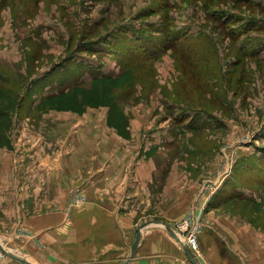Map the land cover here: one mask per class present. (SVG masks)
Here are the masks:
<instances>
[{
    "label": "rangeland",
    "instance_id": "1",
    "mask_svg": "<svg viewBox=\"0 0 264 264\" xmlns=\"http://www.w3.org/2000/svg\"><path fill=\"white\" fill-rule=\"evenodd\" d=\"M0 113L6 250L61 264L37 233L79 209L96 257L70 264L123 263L99 256L121 244L110 220L168 222L200 264H264V0H0Z\"/></svg>",
    "mask_w": 264,
    "mask_h": 264
},
{
    "label": "crops",
    "instance_id": "2",
    "mask_svg": "<svg viewBox=\"0 0 264 264\" xmlns=\"http://www.w3.org/2000/svg\"><path fill=\"white\" fill-rule=\"evenodd\" d=\"M95 174L93 176V180L97 177ZM56 185L59 186V182H56ZM75 223H73L74 227L77 226V229H67V232H61V225L54 227H46L45 229H41L37 236L41 237L43 240H46L48 244H51V250H44V257L46 259H50L52 255L56 257L59 261V258L63 256L65 261H59L61 264H70L71 261H75L77 263H81L82 260L89 258L91 261L92 257H96L94 239H81V225H85L87 223L92 224V221H95L91 216L87 218V215H83V211L76 209L73 211ZM107 215V213H105ZM109 216V215H108ZM106 216V218H108ZM89 221V222H87ZM152 221V220H151ZM154 221V220H153ZM150 222V221H148ZM166 223L170 226L172 224L164 221H158ZM109 225H114V227L118 228V235L122 236V240L120 241V246L110 245V247H106L104 252L100 253L99 256H102V259H108L114 257L115 251L124 250L126 255H128V251L135 239L136 230L133 235L127 234L123 227L115 220H110ZM76 228V227H75ZM69 230V231H68ZM61 232V233H60ZM70 233V234H69ZM131 236V238H130ZM124 239V241H123ZM49 241V242H48ZM118 241V242H119ZM51 252V253H50ZM83 252V254H82ZM60 255V257H58ZM219 257L221 254H218ZM66 256L71 257L67 258ZM224 256V254H223ZM222 256V257H223ZM45 259V258H44ZM222 259V258H221ZM69 261V262H68ZM132 264H190L188 263L184 252L180 245L172 239V237L168 234V232L159 225L151 224L142 231V238L136 252V255L132 261Z\"/></svg>",
    "mask_w": 264,
    "mask_h": 264
},
{
    "label": "water",
    "instance_id": "3",
    "mask_svg": "<svg viewBox=\"0 0 264 264\" xmlns=\"http://www.w3.org/2000/svg\"><path fill=\"white\" fill-rule=\"evenodd\" d=\"M151 224H155V225H159L162 228H164L168 234L172 237V239H174V241L176 243H178V245H180V247L182 248L185 257L187 258V260L189 261L190 264H200L197 259L195 258L194 254L191 252V250L188 248V246L183 243L178 235L176 234V232L172 229V227L166 223L163 222H158V221H150V222H145L143 224H141L140 226L137 227L136 230V235H135V239L130 247L129 250V254L127 255V257L124 259L122 264H130L131 261L134 259L136 252L138 250L141 238H142V231L143 229H145L146 227H148ZM0 252L6 256L7 258H9L12 261H15L19 264H33L30 261H28L26 258L21 257L16 255L15 253H12L9 250H6L3 245L0 243Z\"/></svg>",
    "mask_w": 264,
    "mask_h": 264
},
{
    "label": "trees",
    "instance_id": "4",
    "mask_svg": "<svg viewBox=\"0 0 264 264\" xmlns=\"http://www.w3.org/2000/svg\"><path fill=\"white\" fill-rule=\"evenodd\" d=\"M170 37H173L174 39H173V41L176 39V41H178V43L179 42H181L182 41V39L186 42V38H182V37H175V34L174 33H170V35H169ZM167 39V38H166ZM169 43V41H167V40H165L164 41V43L163 44H161L157 49L158 50H161V52L163 51H165V49H166V46H168L167 44ZM171 43V42H170ZM172 44L173 43H171L168 47L169 48H171V49H173V48H175V46H172ZM169 48H167V49H169ZM200 54V53H199ZM199 54H195L196 56H194V55H190L191 57H189L190 58V60H193L194 58H198V59H204V57L205 56H203V55H199ZM199 56H202V57H199ZM143 58H145V57H143L142 56V58H140V59H142L143 60ZM149 59V58H148ZM147 58H145V61H147L148 60ZM124 74L125 73H121V74H119L117 77H109V76H105V75H97V74H95V75H93L92 77H91V79L89 80V82L91 83V84H95V83H98L99 85H103V84H105V85H107V84H109V83H114V82H117V81H120V80H122L123 78H124V80H125V78L126 77H124ZM77 88H79V85H77V84H75L72 88H69L67 91H60V92H58V93H55V94H50V95H47V96H45L44 98H42V101H49V100H53V99H57V100H59V99H62V98H65L68 94H70V93H72L74 90H76ZM108 89V88H107ZM109 101L111 102V100L109 99ZM0 116H1V113H0Z\"/></svg>",
    "mask_w": 264,
    "mask_h": 264
},
{
    "label": "built area",
    "instance_id": "5",
    "mask_svg": "<svg viewBox=\"0 0 264 264\" xmlns=\"http://www.w3.org/2000/svg\"><path fill=\"white\" fill-rule=\"evenodd\" d=\"M184 243L188 246V248L191 250V252L196 255L197 251V242L195 237H187L186 239L183 240Z\"/></svg>",
    "mask_w": 264,
    "mask_h": 264
}]
</instances>
